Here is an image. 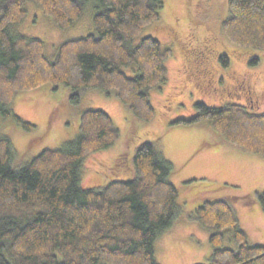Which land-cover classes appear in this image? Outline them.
<instances>
[{
    "label": "trees",
    "instance_id": "1",
    "mask_svg": "<svg viewBox=\"0 0 264 264\" xmlns=\"http://www.w3.org/2000/svg\"><path fill=\"white\" fill-rule=\"evenodd\" d=\"M31 2L59 29L94 9L90 34L61 43L54 58L38 38L13 29ZM162 0H0V115L29 131L34 126L9 108L17 93L47 84L79 92L95 88L117 98L137 119L155 116L150 91L166 82L163 48L152 36H140L159 20ZM158 27V26H157ZM13 29V30H12ZM226 39L240 49L264 53V0H228L221 22ZM228 65V58H219ZM259 63L255 57L250 64ZM196 114L171 125L205 122L220 141L264 156V112L229 103L212 107L197 102ZM119 130L101 109L80 114L78 135L59 149H45L15 169L8 138H0V264H158L156 239L178 219V190L169 181L173 165L153 141L140 144L132 157L134 177L98 188L81 185L85 157L112 147ZM264 209V192L244 201ZM189 219L208 229L212 253L207 264H264V246L251 245L230 203L206 200ZM235 248L223 247L225 230Z\"/></svg>",
    "mask_w": 264,
    "mask_h": 264
},
{
    "label": "rangeland",
    "instance_id": "2",
    "mask_svg": "<svg viewBox=\"0 0 264 264\" xmlns=\"http://www.w3.org/2000/svg\"><path fill=\"white\" fill-rule=\"evenodd\" d=\"M162 1L159 20L134 40L136 44L149 35L172 51L165 62L166 82L161 90L150 91L155 110L150 122L137 119L117 98L98 89H83L74 101L71 87L59 84L54 88L47 84L17 93L9 106L34 127L23 130L12 117L0 115V138L10 140L12 167L18 169L41 151L59 149L74 139L83 111H105L119 130V138L112 147L85 157L82 187L98 188L113 180L132 179L136 148L153 141L173 165L169 181L178 190L177 208L181 215L156 239L155 260L158 264H207L212 253L210 232L189 219L206 200L228 201L248 243L264 246V209L259 203L244 202L256 192H264V156L222 143L205 122L194 126L171 124L194 116L197 102L212 107L237 103L253 113H263L264 53L240 49L223 35L221 22L228 15V0ZM24 8V21L13 29L21 36L40 39L50 59L61 43L84 37L93 30L91 4L67 29L57 28L31 2H26ZM223 55L228 58L226 66L219 60ZM255 57L259 63L250 64ZM230 235V230H225L223 247L235 248Z\"/></svg>",
    "mask_w": 264,
    "mask_h": 264
},
{
    "label": "crops",
    "instance_id": "3",
    "mask_svg": "<svg viewBox=\"0 0 264 264\" xmlns=\"http://www.w3.org/2000/svg\"><path fill=\"white\" fill-rule=\"evenodd\" d=\"M180 218H181V215L179 214V215H178V219H180ZM184 223H185V222H183L182 224H184Z\"/></svg>",
    "mask_w": 264,
    "mask_h": 264
}]
</instances>
